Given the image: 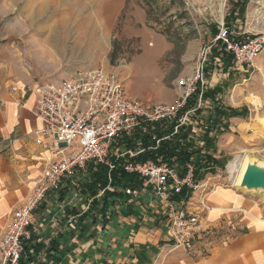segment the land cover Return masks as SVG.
<instances>
[{
	"label": "rangeland",
	"instance_id": "obj_1",
	"mask_svg": "<svg viewBox=\"0 0 264 264\" xmlns=\"http://www.w3.org/2000/svg\"><path fill=\"white\" fill-rule=\"evenodd\" d=\"M156 1L148 24L144 0H0V67H20L32 84L101 67L117 73L133 97L173 101L177 79L192 70L202 47L215 43L223 24L235 36L264 32V0H224L222 16L220 0ZM212 54L218 55L216 48ZM210 67L218 80L204 98L215 102L202 105L200 126L217 135L210 153L226 165L208 177L254 200L264 216V189L238 187L241 164L227 170L235 156L264 162V52L250 67L237 68L228 57ZM219 108H247L246 123L232 117L212 123Z\"/></svg>",
	"mask_w": 264,
	"mask_h": 264
},
{
	"label": "built area",
	"instance_id": "obj_2",
	"mask_svg": "<svg viewBox=\"0 0 264 264\" xmlns=\"http://www.w3.org/2000/svg\"><path fill=\"white\" fill-rule=\"evenodd\" d=\"M215 40L200 49L192 70L177 79L178 95L173 101L133 97L117 73L101 67L77 71L55 83L24 86V93L35 91L38 95L34 112L43 124L34 132L35 141L51 153V158L33 192L10 216L0 240L1 264H19L26 245L33 252L34 211L49 191L61 189L64 177L86 170L91 163L94 168L97 164L110 170L121 167L137 175L141 184L134 187L123 182L114 186L109 174L108 186L100 188L83 212H88L92 201L106 191L136 198L150 190L162 203L171 247L189 254L201 252L199 244L215 232L207 217L211 209L207 199L211 177L203 181L208 167L200 170L197 165L198 155L210 154L206 132L200 126L202 105L207 103L204 96L217 75L210 65H220L230 57L237 68L250 67L264 52V32L235 36L223 24ZM213 48L218 53L215 57ZM11 90L19 89L15 85ZM0 105L5 101L0 100ZM172 140L189 153L195 149L200 152L183 162L178 155L180 148L168 157L160 154ZM146 153L154 157L138 159Z\"/></svg>",
	"mask_w": 264,
	"mask_h": 264
},
{
	"label": "crops",
	"instance_id": "obj_3",
	"mask_svg": "<svg viewBox=\"0 0 264 264\" xmlns=\"http://www.w3.org/2000/svg\"><path fill=\"white\" fill-rule=\"evenodd\" d=\"M50 70L54 69L44 67ZM215 80L217 76L211 83ZM27 84H32L31 78L20 67H0V100L5 101L0 105V240L11 214L33 192L51 158L35 141L34 132L43 122L34 112L37 93H24ZM15 85L19 90L13 92ZM210 101L215 102L208 97ZM242 119L232 117L241 126L246 123ZM209 169L214 167H208L203 181L216 171ZM214 180L211 177L207 194L211 205L207 217L215 232L199 244L201 252L189 254L171 247L162 203L150 190L136 198L109 194L105 201L97 198L98 209L91 205L83 212L93 197L87 188L88 166L64 177L61 189L49 191L34 211L32 253L45 264H264V216L257 203Z\"/></svg>",
	"mask_w": 264,
	"mask_h": 264
},
{
	"label": "trees",
	"instance_id": "obj_4",
	"mask_svg": "<svg viewBox=\"0 0 264 264\" xmlns=\"http://www.w3.org/2000/svg\"><path fill=\"white\" fill-rule=\"evenodd\" d=\"M146 2V5H148V7H145L144 4V9L147 13V23L150 24V22L154 19H152L151 17V10H153L154 5L156 4V0H144ZM233 15V13H232ZM156 22H158V20H155ZM159 23V22H158ZM230 23V18L226 17V24ZM152 26V25H150ZM213 32L216 33L218 32L216 27H213ZM174 43H178L177 41H175ZM228 59H230L228 57ZM218 88V87H217ZM212 94V91H211ZM190 104H188V106H190ZM248 109L246 108H242V109H229L227 111H225L224 109H217L216 113L214 114V118L212 120V123L215 122H219L222 118H231V117H241V118H246L248 116ZM221 118V119H220ZM220 119V120H219ZM228 124H226L227 126ZM209 131V130H207ZM204 134V138L207 142V147H213L214 146V138H209V132H207ZM186 133H183L181 135V137H185ZM180 148L179 142L177 140H172L171 142L167 143L166 146L164 147V149L160 150L159 153L160 154H164L166 157L170 156V155H174L175 153H177L176 149ZM200 152V150H197V152H193V153H198ZM193 153H189L187 149H185L184 147H181L178 155L180 158V161L183 162L184 160L188 159L191 154ZM199 154V153H198ZM148 157H154L153 154L150 153H146L140 157H138V159H146ZM197 165L199 167V169H203V168H207V167H219L222 166L223 168L225 167L226 163L223 164V160L222 159H216L211 153L208 154L207 156H201L198 155L197 157ZM210 164V165H209ZM94 165L93 163L89 164V170H90V179L91 182L87 185L88 190L91 192L92 196H96L97 192L99 190V188H105L108 186L109 184V174L111 176V184L114 186H118L123 182H126L128 184H131L132 186L136 187L139 186L141 184L140 179L138 178L137 175L135 174H131V173H127L126 171H124L121 167L116 166L114 169L110 170L108 166L104 165V164H97L95 165V170L93 169ZM212 170V169H209ZM111 196H119L120 198H123L124 195L122 193H115V192H109L106 191L104 193V195L102 196V200L105 201L108 198V195ZM100 201L97 200V198H95L92 201V207L93 209H98ZM104 208V206L102 207ZM34 238V236H33ZM31 247H34V243L33 245H31ZM30 247V248H31ZM36 250V249H35ZM45 264L44 262L40 261L37 256L33 253L30 252L28 245L25 246V251L21 257L20 263L19 264Z\"/></svg>",
	"mask_w": 264,
	"mask_h": 264
},
{
	"label": "bare ground",
	"instance_id": "obj_5",
	"mask_svg": "<svg viewBox=\"0 0 264 264\" xmlns=\"http://www.w3.org/2000/svg\"><path fill=\"white\" fill-rule=\"evenodd\" d=\"M224 7H225V2L224 0H220V15L222 16L223 14V11H224ZM157 49V48H156ZM243 157L241 156H235V158H233L229 163H228V166H227V170L230 172V173H234L236 171L239 170V166L240 164L242 165V168H241V173H240V177L238 178L237 180V183L238 185H241L242 184V181H243V178H244V175L246 173V170L250 167V166H256L257 168H260V169H264V162L262 161H259V160H255V159H250V158H247V159H242ZM244 160V162H243ZM243 162V164H242Z\"/></svg>",
	"mask_w": 264,
	"mask_h": 264
},
{
	"label": "water",
	"instance_id": "obj_6",
	"mask_svg": "<svg viewBox=\"0 0 264 264\" xmlns=\"http://www.w3.org/2000/svg\"><path fill=\"white\" fill-rule=\"evenodd\" d=\"M238 187L246 190L264 189V169L257 168L255 165L250 166L246 170L242 184Z\"/></svg>",
	"mask_w": 264,
	"mask_h": 264
}]
</instances>
